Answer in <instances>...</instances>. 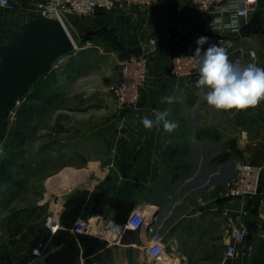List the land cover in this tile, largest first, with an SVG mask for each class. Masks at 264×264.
<instances>
[{
    "label": "crops",
    "instance_id": "crops-1",
    "mask_svg": "<svg viewBox=\"0 0 264 264\" xmlns=\"http://www.w3.org/2000/svg\"><path fill=\"white\" fill-rule=\"evenodd\" d=\"M257 8L264 12V0H258ZM17 16L4 18L0 27L17 29L24 21ZM251 24V18L242 23L238 36L211 33L188 16L180 2L162 10L118 5L108 13L72 20L75 50L58 63H64L69 77L77 62L90 53H120L125 59L147 51L148 79L138 110L121 115L112 128L108 158L64 164L47 176V218L57 217L58 230L51 233L43 225L45 235L40 236L35 223L27 240L0 241V264H120L133 260L136 252L144 256L141 247L153 238H160L166 253L179 256L182 264H210L219 250L217 264H233L223 258L227 224L222 211L234 209L238 202L224 197V184L233 176L235 162L259 165L264 159V101L255 109L217 111L203 99L204 90L196 87L199 77L173 79L169 61L207 36L208 43L227 48L231 61L261 67ZM155 36L156 47L148 46ZM4 44L0 37V46ZM165 96L174 101L161 103ZM154 111H168V119L178 128L172 133L162 126L145 129L141 120L154 118ZM260 191L264 192V173ZM12 192L11 187L0 189L1 196ZM245 205L252 209L248 243L253 250L243 264H264V202L252 199ZM137 208L154 222L140 233L126 232L119 246L106 247L98 239L72 231L75 222L89 219L123 224ZM38 247L42 255L33 258L31 250Z\"/></svg>",
    "mask_w": 264,
    "mask_h": 264
},
{
    "label": "rangeland",
    "instance_id": "rangeland-1",
    "mask_svg": "<svg viewBox=\"0 0 264 264\" xmlns=\"http://www.w3.org/2000/svg\"><path fill=\"white\" fill-rule=\"evenodd\" d=\"M11 1L10 8H0V22L18 17L19 13L22 19L25 17L18 10L19 2ZM37 2L26 1L21 5L28 8ZM259 12L257 8L251 15L252 24L248 27L255 30L252 39L260 50L259 60L264 67V12ZM120 60V53L114 56L105 51L90 53L77 62L70 77L61 63L56 70L39 78L30 92L18 100L0 144L3 149L0 185L4 186L0 189L13 190L9 195L0 194V241H13L15 237L27 240L35 223L40 236L45 235L46 179L53 171L64 164L84 163L89 157L110 156L111 130L121 115L108 89L116 82V63ZM43 87L45 92L37 94ZM218 256L220 250L210 264H217ZM120 264H150V261L136 252L133 260Z\"/></svg>",
    "mask_w": 264,
    "mask_h": 264
},
{
    "label": "built area",
    "instance_id": "built-area-1",
    "mask_svg": "<svg viewBox=\"0 0 264 264\" xmlns=\"http://www.w3.org/2000/svg\"><path fill=\"white\" fill-rule=\"evenodd\" d=\"M11 0L1 9H8ZM174 2L183 3L188 16L194 17L198 23L211 33L220 35H239L242 23L248 21L256 12L258 0L245 3V0H44L34 3L28 8L17 4L18 10L24 13V22L29 19H47L57 21L72 41L71 22L94 17L97 13H108L118 5L142 8L146 10H162ZM20 14V13H19ZM73 43V42H72ZM74 45V44H73ZM148 46L156 47V36L149 39ZM75 47V45H74ZM196 47L188 46L184 52L175 54L169 61V74L178 81L198 78L199 73L194 61ZM253 52L249 56L253 58ZM149 52L132 56L116 63L117 80L109 87V93L120 115L138 110L140 95L148 79ZM110 166H106L109 169ZM264 173V159L259 165L246 162L234 163V174L225 182L224 197L236 200L234 209H224L222 215L226 219L224 230L227 243L224 250V261L243 264L252 253L248 243V220L252 210L246 207L248 200L259 199L264 202V192L260 191V182ZM154 222L149 213L142 208L133 209L123 224L103 220L77 221L73 225V233L98 239L106 247L119 246L126 232H142ZM45 227L55 233L58 230L57 217L51 215L45 221ZM150 264H162L168 254L163 241L153 238L141 247ZM42 255L41 248L31 250L33 258Z\"/></svg>",
    "mask_w": 264,
    "mask_h": 264
},
{
    "label": "water",
    "instance_id": "water-1",
    "mask_svg": "<svg viewBox=\"0 0 264 264\" xmlns=\"http://www.w3.org/2000/svg\"><path fill=\"white\" fill-rule=\"evenodd\" d=\"M0 144L19 99L75 47L57 21L29 19L17 29L0 27ZM151 224V223H150Z\"/></svg>",
    "mask_w": 264,
    "mask_h": 264
},
{
    "label": "clouds",
    "instance_id": "clouds-1",
    "mask_svg": "<svg viewBox=\"0 0 264 264\" xmlns=\"http://www.w3.org/2000/svg\"><path fill=\"white\" fill-rule=\"evenodd\" d=\"M254 0H245L253 3ZM7 0H0V6L6 5ZM207 36L196 40L197 47L194 55L189 57L198 69L199 78L196 82L198 89H203V99L207 105L217 111L236 112L257 108L264 101V67L256 63L241 64L229 59L227 48L217 43H208ZM208 43L206 50L203 45ZM253 58L255 54L253 53ZM173 97L161 98V103H172ZM168 111H154L153 117H143L141 122L145 129L162 126L163 131L172 133L178 124L169 120ZM3 153L0 147V154Z\"/></svg>",
    "mask_w": 264,
    "mask_h": 264
},
{
    "label": "bare ground",
    "instance_id": "bare-ground-1",
    "mask_svg": "<svg viewBox=\"0 0 264 264\" xmlns=\"http://www.w3.org/2000/svg\"><path fill=\"white\" fill-rule=\"evenodd\" d=\"M62 68V67H61ZM61 70V69H60ZM153 209V208H152ZM180 262V258L176 255H168L167 259L165 262H163L162 264H179Z\"/></svg>",
    "mask_w": 264,
    "mask_h": 264
},
{
    "label": "trees",
    "instance_id": "trees-1",
    "mask_svg": "<svg viewBox=\"0 0 264 264\" xmlns=\"http://www.w3.org/2000/svg\"><path fill=\"white\" fill-rule=\"evenodd\" d=\"M41 90H42V91H41ZM44 90H45V88L43 87L42 89H40L41 92H40V91H37V94H39V93H41V94L44 93V92H45ZM225 158H226V155H224L222 158H220V159H218V160H219V161H223Z\"/></svg>",
    "mask_w": 264,
    "mask_h": 264
},
{
    "label": "snow or ice",
    "instance_id": "snow-or-ice-1",
    "mask_svg": "<svg viewBox=\"0 0 264 264\" xmlns=\"http://www.w3.org/2000/svg\"><path fill=\"white\" fill-rule=\"evenodd\" d=\"M250 2H251V0H250Z\"/></svg>",
    "mask_w": 264,
    "mask_h": 264
}]
</instances>
